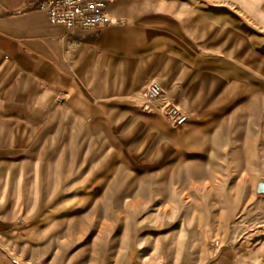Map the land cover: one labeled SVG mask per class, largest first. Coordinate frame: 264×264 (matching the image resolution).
<instances>
[{"label": "crops", "instance_id": "0c3cea01", "mask_svg": "<svg viewBox=\"0 0 264 264\" xmlns=\"http://www.w3.org/2000/svg\"><path fill=\"white\" fill-rule=\"evenodd\" d=\"M44 2L0 0V235L27 212L28 182L34 198L39 194L44 161L38 150L75 143L79 129H113L128 165L184 164L195 157V172L187 170L182 189L211 208L218 182L235 181L227 167L261 158L264 145L252 138L244 92L252 6L262 15L264 0H118L110 15L121 24L75 32L50 23L39 10ZM155 82L164 99L187 114L180 128L171 127L157 103L149 104L146 92ZM62 161L56 157L51 165ZM66 163L74 166L76 159ZM197 230L196 243L187 236L158 241L150 264L155 257L201 264L219 219L200 222ZM142 251L133 252L136 259Z\"/></svg>", "mask_w": 264, "mask_h": 264}, {"label": "rangeland", "instance_id": "374dc122", "mask_svg": "<svg viewBox=\"0 0 264 264\" xmlns=\"http://www.w3.org/2000/svg\"><path fill=\"white\" fill-rule=\"evenodd\" d=\"M251 16L250 85L244 92L250 101L245 105H250L255 124L252 138L263 147L264 25L260 22L264 24V14L252 6ZM113 133V129H79L75 143H60L54 151L46 146L38 150L44 161L42 186L34 198V183H27V212L0 235V264H150L158 241L168 238L173 243L187 236L196 243L197 224L213 218L219 219L220 231L207 236V257L201 264H264V194L258 193L264 180V152L257 161L251 159L233 171L227 167L235 181L218 182L211 208L182 189L188 184L182 180L187 170L195 172V157L183 158L187 165L178 160L128 165L116 149ZM122 141L127 143L126 138ZM56 157L63 161L52 166ZM73 157L76 164L67 165ZM155 157L159 161L161 151ZM83 158L88 159L86 164ZM142 249L138 260L133 252ZM153 262L168 264L156 257Z\"/></svg>", "mask_w": 264, "mask_h": 264}, {"label": "built area", "instance_id": "2783aa9c", "mask_svg": "<svg viewBox=\"0 0 264 264\" xmlns=\"http://www.w3.org/2000/svg\"><path fill=\"white\" fill-rule=\"evenodd\" d=\"M118 0H46L39 4L50 23L63 25L69 31H92L121 24V21L110 15V8ZM149 104L157 103L168 121L174 127H181L188 121L187 114L175 104L164 99L162 86L155 82L146 92ZM146 110L152 112L150 106ZM218 245V243H216Z\"/></svg>", "mask_w": 264, "mask_h": 264}, {"label": "water", "instance_id": "95a60500", "mask_svg": "<svg viewBox=\"0 0 264 264\" xmlns=\"http://www.w3.org/2000/svg\"><path fill=\"white\" fill-rule=\"evenodd\" d=\"M258 193L264 194V180H261L258 184Z\"/></svg>", "mask_w": 264, "mask_h": 264}]
</instances>
